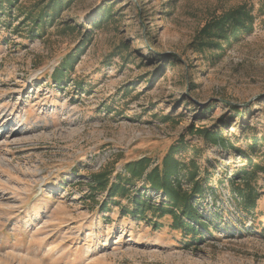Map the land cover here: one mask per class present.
<instances>
[{
	"label": "rangeland",
	"instance_id": "1",
	"mask_svg": "<svg viewBox=\"0 0 264 264\" xmlns=\"http://www.w3.org/2000/svg\"><path fill=\"white\" fill-rule=\"evenodd\" d=\"M47 2L0 11V264H264V175L252 181L253 216L235 209L229 182L248 159L264 164V0H65L31 38L23 14ZM243 5L250 33L198 48L202 27ZM69 54L78 58L58 86L52 73ZM171 146L205 188L209 229L188 248L168 215L155 229L150 211L134 218L126 198L90 191L104 168L114 176L143 158L152 167ZM142 188L135 181L130 193L164 200Z\"/></svg>",
	"mask_w": 264,
	"mask_h": 264
},
{
	"label": "trees",
	"instance_id": "2",
	"mask_svg": "<svg viewBox=\"0 0 264 264\" xmlns=\"http://www.w3.org/2000/svg\"><path fill=\"white\" fill-rule=\"evenodd\" d=\"M19 1L0 0V11L7 10L6 14L11 16V9H15V4ZM64 1L48 0L47 4L40 10L23 14L24 20L30 25L28 31L31 38H38L37 31H43L48 23L51 24L57 19L64 7ZM3 4L6 5V8H3ZM107 15L104 10L99 11L96 20L90 22L91 25L99 24ZM253 21L254 18L251 16L250 10H247L244 5L230 10L220 17L213 18L197 33L198 48L205 46L221 48V41L222 43H228L231 38L237 39L242 34L250 33ZM73 57L71 54L67 55L60 63L59 68L54 69L52 81L56 85L61 84V77L64 73L72 71ZM77 58L78 56L75 57V60ZM226 105L233 110L238 109L235 106H230V104L226 103ZM188 131L191 135L198 136L213 146H220L225 150L232 148L218 132H213L207 128H195L194 126L190 127ZM176 152L177 147L171 146L161 162L152 167L150 159L147 158L127 163L123 169L124 174L116 173L112 176L113 172L104 168L90 178V191L93 194L106 193L107 201L115 198H126L130 207L121 206V210L124 214L134 218L144 219L146 212L150 211L155 220L150 218L148 223L155 229L160 228L157 219L168 215L170 217V228L173 231H178L183 239H188L182 242L188 248L195 245L196 241H202V232H207L210 224L198 210V201L203 198L205 188L203 183L197 179L196 164L193 160H189L188 164L181 163L174 158ZM182 170H186L184 178L189 183V190H184L180 185L179 174ZM235 171V174L229 178L235 209L245 215L253 216L260 195L255 186L252 185V181L258 173L264 175V164L248 159L244 166L237 168ZM112 177L114 181L111 180ZM135 181H142V189L148 186L152 192L160 193L164 200L154 206L148 197H143L140 190L133 194L130 193V188H132ZM237 181L239 182L237 183ZM116 205H119V203H116Z\"/></svg>",
	"mask_w": 264,
	"mask_h": 264
}]
</instances>
